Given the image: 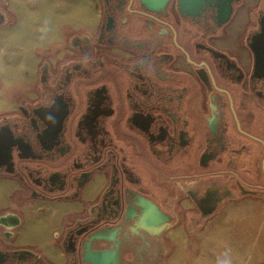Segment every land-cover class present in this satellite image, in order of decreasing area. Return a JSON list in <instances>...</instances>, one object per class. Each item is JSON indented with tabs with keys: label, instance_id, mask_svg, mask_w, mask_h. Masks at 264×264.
<instances>
[{
	"label": "flooded vegetation",
	"instance_id": "flooded-vegetation-1",
	"mask_svg": "<svg viewBox=\"0 0 264 264\" xmlns=\"http://www.w3.org/2000/svg\"><path fill=\"white\" fill-rule=\"evenodd\" d=\"M60 1L33 95L0 113V264H88L89 251L167 264L181 218L195 226L235 192L264 191V79L249 47L264 0L252 25H233L244 0L156 11L147 0ZM9 7L0 0V29L13 26ZM29 216L62 262L27 241ZM92 234L105 240L85 249Z\"/></svg>",
	"mask_w": 264,
	"mask_h": 264
},
{
	"label": "crops",
	"instance_id": "crops-1",
	"mask_svg": "<svg viewBox=\"0 0 264 264\" xmlns=\"http://www.w3.org/2000/svg\"><path fill=\"white\" fill-rule=\"evenodd\" d=\"M9 10L14 14L12 7H9ZM76 11L83 17L88 15L86 7L79 6ZM6 28L12 29L13 26ZM0 43L2 44V41ZM49 46V37L37 43L21 40L17 45L10 44L9 49H4L6 46H3L0 52V113L15 110L22 95H33L37 86L39 57L48 52ZM8 54L10 56L5 57ZM4 58H7L8 63H5ZM13 61L17 63L14 64ZM101 187V184L91 187L85 200L93 199V195L99 192ZM76 206L74 204L69 210L54 214L81 209V206ZM190 207L189 202L183 201V210ZM28 223L27 236L32 240L27 241L34 242L35 237H38L45 244L44 252L53 261L62 262V253L49 247L53 244L50 235L36 226L44 223L31 216ZM188 224L189 221L181 218L178 227L168 230L167 264L186 263L188 252L185 247L189 244L192 247L191 264H264V191L252 192L243 189L241 192H235L231 199L221 203L216 212L199 221L197 225Z\"/></svg>",
	"mask_w": 264,
	"mask_h": 264
},
{
	"label": "rangeland",
	"instance_id": "rangeland-1",
	"mask_svg": "<svg viewBox=\"0 0 264 264\" xmlns=\"http://www.w3.org/2000/svg\"><path fill=\"white\" fill-rule=\"evenodd\" d=\"M7 1H9L10 7L14 9V14L12 15L11 20L13 28H6L0 31V41H2V44L0 43V52L2 51L3 46H6L4 49H9L10 44L17 45L21 42V40H29L33 43H37L44 38L51 37L52 31L55 30L62 21H64V18L61 15H57L55 12L59 8H64V6L59 5L60 2H62L60 0H28L26 3H23L25 0H20L21 2L19 0ZM80 2H85L88 5L90 3L89 0H80L71 2L70 5L74 6ZM261 4L262 0H244L233 25H238L239 23L244 22L248 25H252L254 20L252 18L253 16L251 17V11L256 6H260ZM90 14L91 13L88 11V19L90 18ZM9 56L10 54L5 57ZM4 61L5 63H8L7 58H4ZM13 63L15 64L17 61H13ZM191 248L190 244L188 247H185V251L188 252V260H186V263L183 264H191ZM174 251H176V249ZM183 261L184 259L182 262ZM179 262H181V260Z\"/></svg>",
	"mask_w": 264,
	"mask_h": 264
},
{
	"label": "water",
	"instance_id": "water-1",
	"mask_svg": "<svg viewBox=\"0 0 264 264\" xmlns=\"http://www.w3.org/2000/svg\"><path fill=\"white\" fill-rule=\"evenodd\" d=\"M171 1L172 0H147L148 4L150 5L149 7L152 11H156L157 7L169 6ZM178 1L180 2V0ZM230 14L231 11H228V16L226 20L230 18ZM258 23L259 30L251 37L252 40L249 43V47L253 52L255 58V75H257L259 78L264 79V13L260 15ZM214 211H216V208L213 209L208 214V216L213 214ZM104 240L105 239L102 236L92 234L88 236L86 240H84V248L91 250V247H94L95 244L102 243ZM113 255L114 254L112 253H91L89 251L90 258L86 257L85 261H87L88 264H109L110 262H112Z\"/></svg>",
	"mask_w": 264,
	"mask_h": 264
}]
</instances>
